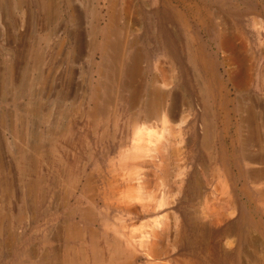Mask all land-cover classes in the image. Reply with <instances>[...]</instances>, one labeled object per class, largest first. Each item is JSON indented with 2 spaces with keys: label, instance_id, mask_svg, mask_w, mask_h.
I'll return each instance as SVG.
<instances>
[{
  "label": "rangeland",
  "instance_id": "obj_1",
  "mask_svg": "<svg viewBox=\"0 0 264 264\" xmlns=\"http://www.w3.org/2000/svg\"><path fill=\"white\" fill-rule=\"evenodd\" d=\"M110 2L121 76L98 101ZM155 93L167 124L131 153ZM94 249L102 264H264V0H0V264H93Z\"/></svg>",
  "mask_w": 264,
  "mask_h": 264
},
{
  "label": "bare ground",
  "instance_id": "obj_2",
  "mask_svg": "<svg viewBox=\"0 0 264 264\" xmlns=\"http://www.w3.org/2000/svg\"><path fill=\"white\" fill-rule=\"evenodd\" d=\"M48 3L49 2H47V3H44V5H43V9L45 8V9H47V7H49L48 6ZM47 12V11H46ZM107 23H106V35L104 36V40H103V42H102V45H101V50H102V58L104 59V61H105V63H101L102 65H103V67H104V71L103 72H105L106 74H107V77H106V80L104 81V86L101 88L102 89V91L100 92H98V90L96 89V91H97V96L96 97H98V101H99V98H101V94L102 95H107V92L109 93L111 90L113 91V86H114V83L116 82L118 85H119V83L117 82V80L119 79V76H121V73H119V71H118V62L120 61V58H121V49L123 48H120V46H119V42L117 41V39H116V34L118 33V26H116V18H117V16L118 15H116V4H114V3H112V2H110L109 3V7H108V10H107ZM118 27V28H117ZM97 33V31L95 32V30H94V34H93V37L91 38V42H92V47L91 48H93V46H95V44H96V34ZM229 43H228V41H222V46L223 47H225V46H227ZM97 47V46H96ZM95 47V48H96ZM263 53V52H262ZM260 55V54H259ZM262 55V54H261ZM35 61H36V63L37 62H39L40 61V58H39V56H36L35 55ZM91 64H92V61H91ZM92 66V65H91ZM92 70V69H91ZM123 71V70H122ZM105 75H103V74H101V77L103 78ZM139 76V57L137 56V55H135V56H133L131 59H129V61H128V63H127V65H126V69L124 70V72L122 73V77L120 78V81H121V85H120V88H121V90L122 91H125V92H130V100H131V105L132 106H134L135 105V101H137V95H136V83L138 82V77ZM140 81V80H139ZM102 82V81H101ZM116 85V84H115ZM118 87V86H117ZM128 99V98H127ZM162 99V95L160 96V95H158V93H155V94H152V96H151V100L148 102V104H147V106H146V113H148V117H149V121H151L150 123L151 124H149V123H147V125H143L142 127H140V126H135V130H134V133H133V143H134V149L132 150V151H134V152H131V153H134V154H141L142 152H144V149H142V148H140L139 146H138V141L140 140V137L144 134L145 136H147L149 133H151L152 132V129H154L155 130V128H156V125H161L163 128H164V126L167 124V121H168V118L166 119V117L168 116H166L165 117V115L161 112L162 111V109L160 110V116L158 117V116H156V115H154V112L157 110L158 111V107H160V106H158V101L160 102V100ZM98 101H96V102H98ZM129 101V100H128ZM126 102V101H125ZM130 102V101H129ZM161 103V102H160ZM130 107V106H129ZM253 107V106H252ZM176 108V105H174L172 108H171V110L172 109H175ZM205 109V113H208L207 112V110H206V107L204 108ZM127 110V109H126ZM134 111V110H133ZM145 113V114H146ZM156 113V112H155ZM175 110H172V111H170V113H169V116L170 117H175ZM102 114H103V112H102V109L100 108V106L98 105V103L95 105V107H94V109H92V111L89 113V118H93V119H96L97 117H99V116H102ZM133 114H137V113H133ZM144 114V115H145ZM113 116V115H112ZM208 116H210V115H208ZM115 117V116H114ZM138 117L139 116H137V121H138ZM204 117V116H203ZM242 117V116H241ZM202 117H200V119H201ZM243 120H244V123H246V124H248L249 125V127L250 128H252L251 127V125L253 124V122H254V119H255V116H254V113H253V111H252V109H251V107L249 106V108H247L245 111H244V114H243ZM100 119V118H99ZM99 119H96V120H99ZM114 119V118H113ZM131 119V118H130ZM139 119H141V118H139ZM204 119V118H203ZM206 119V118H205ZM204 119V120H205ZM93 121H95V120H93ZM137 121H135L134 123L135 124H137ZM203 121V120H202ZM132 122V121H131ZM133 123V122H132ZM132 123H131V125H132ZM133 123V124H134ZM141 124V123H140ZM203 124V123H202ZM138 125V124H137ZM133 126V125H132ZM13 127V126H12ZM16 127V126H15ZM65 128V127H64ZM12 129H14V128H12ZM161 129V128H160ZM14 130H16V129H14ZM66 131H67V129H65ZM70 130V129H69ZM153 130V131H154ZM252 130V129H251ZM9 131H11L10 129H9ZM65 131V132H66ZM64 132V131H63ZM70 133V132H69ZM12 134V133H11ZM13 135V134H12ZM14 135H16V133L14 134ZM22 135H23V133H22ZM64 135V134H63ZM60 136H62V135H60ZM23 137H24V135H23ZM22 137V138H23ZM59 137V136H58ZM56 138V137H55ZM145 138V137H144ZM256 138V136H255V134H254V132H251V133H249V137L247 138V140H246V144H250V141H252V140H254ZM212 139V132H211V129H209L208 128V126H206V128H205V130H204V133H203V146L204 147H206V148H208V146L210 145V140ZM14 140V139H13ZM17 140V139H16ZM19 140V139H18ZM55 140H57V139H55ZM23 141V140H22ZM22 145V144H21ZM38 145H39V143H38ZM42 145V144H41ZM32 146V145H31ZM31 146H30V148H31ZM35 146H37V144H35ZM247 146V145H246ZM34 147V146H33ZM43 147V146H42ZM55 147H56V145H55ZM143 147V146H142ZM248 147H249V145H248ZM132 148V147H131ZM29 148H27V152L30 150H28ZM32 149H34V148H32ZM36 149V148H35ZM34 149V150H35ZM39 149H40V147H39ZM147 149V148H146ZM246 149H247V147H246ZM250 149V148H249ZM38 150V148L36 149V152H38V154H41L39 151H37ZM207 150V149H206ZM43 151V150H42ZM26 152V151H25ZM30 152V151H29ZM34 152V151H33ZM210 152V151H209ZM251 152H254V150L253 151H250L249 152V154L246 156V158L249 160V162L252 160L254 163H259L260 162V159L259 160H257V159H253L252 158V156L250 155L251 154ZM50 153H51V151H50ZM53 153V152H52ZM54 154H55V152H54ZM33 155V154H32ZM36 155V154H35ZM126 155H128V154H126ZM130 155V154H129ZM255 155V154H254ZM22 156V155H21ZM31 156V155H30ZM56 156V155H55ZM125 156V155H124ZM260 156V155H259ZM24 157V156H23ZM129 157V156H128ZM128 157H125V158H128ZM261 157V156H260ZM37 158V157H36ZM36 158H35V160H36ZM59 158V157H58ZM34 159V158H33ZM39 159V158H38ZM262 159V158H261ZM16 160V159H15ZM23 160H24V158H23ZM34 160V161H35ZM44 160V159H43ZM18 161H19V159H18ZM26 162V161H25ZM24 162V163H25ZM28 163V162H27ZM42 163V162H41ZM252 163V162H251ZM40 164V163H39ZM38 164V165H39ZM23 165V164H22ZM17 166V165H16ZM21 170V169H20ZM21 173V172H20ZM20 173H19V176H20ZM26 173V172H25ZM27 175V174H26ZM137 177V176H136ZM136 177H132L133 179L134 178H136ZM138 178V177H137ZM23 180H24V178H23ZM42 181V180H41ZM125 181V180H124ZM27 182V181H26ZM26 182H23V183H25L26 184ZM31 182V181H30ZM30 182H28V183H30ZM33 182V181H32ZM119 182H121V181H119ZM126 182V181H125ZM132 182H134V180L132 181ZM131 182V183H132ZM139 182H140V180H139ZM11 183V182H10ZM39 183V182H38ZM141 183V182H140ZM41 184V183H40ZM27 185V184H26ZM34 185V184H33ZM39 185V184H38ZM128 185V184H127ZM125 186V185H124ZM136 186V185H135ZM140 186V185H139ZM5 187V186H4ZM32 187V186H31ZM129 187V186H128ZM25 189H27L26 187H24ZM34 188V187H33ZM46 188H47V186H46ZM46 188H45V190H46ZM130 189V188H129ZM21 190V189H20ZM31 190H32V188H31ZM127 190H128V188H127ZM142 190V189H141ZM25 191V190H24ZM130 191V190H129ZM35 192V191H34ZM41 192V191H40ZM33 193V192H32ZM31 193V194H32ZM41 194V193H40ZM39 193H38V195H40ZM26 195V194H25ZM135 195V194H134ZM27 196V195H26ZM29 196V195H28ZM27 196V197H28ZM32 196V195H31ZM22 197V196H21ZM32 198H35V196H33ZM42 197H40V199H41ZM22 199V198H21ZM39 199V198H38ZM26 200V199H25ZM38 201V200H37ZM42 201H43V199H42ZM22 202V201H21ZM45 202V201H44ZM27 203V202H26ZM34 204V203H33ZM39 204V203H38ZM23 205V204H22ZM18 207V206H17ZM21 207V206H20ZM32 208V207H31ZM39 209V208H38ZM23 210H24V207H23ZM27 210V209H26ZM40 210V209H39ZM22 211V210H21ZM31 211H33V210H31ZM38 211V210H37ZM18 212V211H17ZM86 214H84V215H86V216H89V214H90V212L89 213H87V212H85ZM90 217V216H89ZM88 217V218H89ZM92 218V217H91ZM87 220H89V219H87ZM77 227V226H76ZM65 229V228H64ZM63 229V230H64ZM68 230H67V232H68V236H71V237H73V238H76V237H78V236H81V234H80V229L78 230H76V229H72V228H67ZM84 231V230H83ZM82 231V232H83ZM228 231V230H227ZM67 232H64V233H67ZM89 232H92V231H90L89 230ZM230 232H232V231H230ZM86 233V232H85ZM84 233V234H85ZM89 234V233H88ZM78 235V236H77ZM87 235V234H86ZM93 235V234H92ZM94 235H95V233H94ZM203 235V234H202ZM83 236V235H82ZM64 237H66L65 235H64ZM90 237V236H89ZM88 238V237H87ZM91 238H92V236H91ZM95 238H96V236H95ZM66 239H67V237H66ZM82 239V238H81ZM94 239V238H93ZM96 239H98V238H96ZM244 240V239H243ZM71 241V240H70ZM97 241V240H96ZM180 242V241H179ZM240 242V241H239ZM90 243V242H89ZM113 243V242H112ZM111 243V244H112ZM178 243V242H177ZM83 244V243H82ZM200 244V243H199ZM201 244H202V242H201ZM93 245V247H95V246H97V245H95L94 244V242H93V240L91 241V246ZM114 245V244H113ZM206 245V244H205ZM85 246V245H84ZM87 246H88V244H87ZM108 246V245H107ZM191 246V245H190ZM189 246V247H190ZM193 246V245H192ZM99 247V246H98ZM118 247H120V246H118ZM71 248V247H70ZM69 248V249H70ZM91 248V247H90ZM96 248V247H95ZM200 248V247H199ZM115 249V248H114ZM117 249V248H116ZM89 250V249H88ZM113 250V249H112ZM80 251V250H79ZM190 251V250H189ZM73 252V251H72ZM90 252H92L93 253V264H102L103 263V261H102V259H101V255H100V252L97 250V249H94L93 251H90ZM110 252V251H109ZM119 252V251H118ZM204 252V251H203ZM64 253V252H63ZM236 253V252H235ZM74 254H76L75 252H74ZM90 254V253H89ZM189 254H190V252H189ZM198 254V253H197ZM203 254H205V253H203ZM207 254V253H206ZM205 254V255H206ZM73 255V254H72ZM79 255V254H78ZM88 255V254H87ZM91 255V254H90ZM112 255V254H111ZM60 255H58V257H59ZM62 256H64V255H62ZM80 256V255H79ZM72 257H74V256H71V258ZM110 257V256H109ZM196 257V256H195ZM65 258V257H64ZM69 258V257H68ZM57 259V258H56ZM60 259V258H59ZM77 259V258H76ZM80 259V258H79ZM110 259V258H109ZM80 261V260H79ZM84 261V260H83ZM112 261V260H111ZM202 262H203V260H202ZM205 262V261H204ZM65 263H71V262H69V260L68 261H66ZM76 262H74V264H75ZM111 264V263H110ZM196 264H198V263H196Z\"/></svg>",
  "mask_w": 264,
  "mask_h": 264
}]
</instances>
